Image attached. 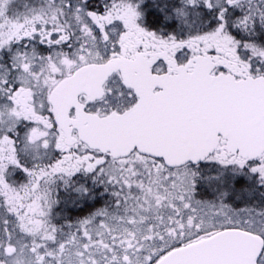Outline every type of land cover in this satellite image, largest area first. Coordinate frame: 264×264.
Listing matches in <instances>:
<instances>
[{
    "label": "snow or ice",
    "instance_id": "snow-or-ice-1",
    "mask_svg": "<svg viewBox=\"0 0 264 264\" xmlns=\"http://www.w3.org/2000/svg\"><path fill=\"white\" fill-rule=\"evenodd\" d=\"M0 264H264V0H0Z\"/></svg>",
    "mask_w": 264,
    "mask_h": 264
}]
</instances>
